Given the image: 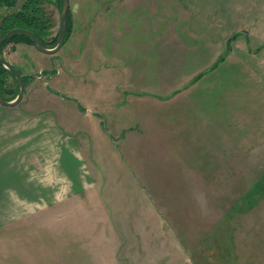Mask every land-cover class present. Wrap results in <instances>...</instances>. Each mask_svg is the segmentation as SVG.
<instances>
[{
	"label": "rangeland",
	"instance_id": "1",
	"mask_svg": "<svg viewBox=\"0 0 264 264\" xmlns=\"http://www.w3.org/2000/svg\"><path fill=\"white\" fill-rule=\"evenodd\" d=\"M61 7H27L48 43ZM67 25L61 65L31 67L22 100L79 104L94 141L99 123L104 181L63 207L78 232L48 229L44 250L37 225L21 246L4 234L0 264H124L144 229L186 264H264V0H70Z\"/></svg>",
	"mask_w": 264,
	"mask_h": 264
},
{
	"label": "crops",
	"instance_id": "2",
	"mask_svg": "<svg viewBox=\"0 0 264 264\" xmlns=\"http://www.w3.org/2000/svg\"><path fill=\"white\" fill-rule=\"evenodd\" d=\"M10 5L11 0H0V24ZM69 39L67 36L62 47L51 54L38 51L32 43L8 42L0 49V56L23 75L33 76L29 72L31 67L37 72L48 73L61 65L63 54L60 51H64ZM57 105L25 99L16 105L0 104V237L7 234L8 239L12 238V244L21 246L28 233L25 230L32 224L38 227L39 247L43 250L48 229L51 238L55 234L57 242L64 238L65 231L71 236L72 232H78L76 227L63 224V207L78 205L80 197L100 188L104 181L103 169L100 170L103 164H97L94 153L100 152L101 144L103 149H110L105 130L98 123L96 128H91L96 132V140H91L92 133L86 127L79 104ZM89 120L95 122L93 118ZM82 199L89 201L86 197ZM68 216L69 221L71 217ZM138 217L139 221H158V213ZM125 233L121 236L124 240ZM87 236L91 239L88 238L90 244L97 243L94 235ZM136 236L137 245L126 247L122 252L128 257L124 264L188 263L179 261L183 257V248L173 245V241L172 246L159 248L158 230H140ZM124 245L125 241L122 247ZM61 261L63 264V257ZM74 261L71 260V264Z\"/></svg>",
	"mask_w": 264,
	"mask_h": 264
},
{
	"label": "trees",
	"instance_id": "3",
	"mask_svg": "<svg viewBox=\"0 0 264 264\" xmlns=\"http://www.w3.org/2000/svg\"><path fill=\"white\" fill-rule=\"evenodd\" d=\"M33 1L34 0H27L25 2L26 7H24L22 10H16V11L10 12L2 18V22L0 24V36L3 35L4 33H6L9 29H11L13 27H24V28H27V29H30L31 31H33L43 46L53 47L57 43L58 33H57L56 38H53L52 42L48 43V41H46V39H45V35L47 34L48 25H44V23H42V22H37L33 18V16L28 15L26 13L27 7H31ZM11 2H12V0H11ZM61 2H62V0H61ZM67 23H68V14H67V18H66L65 40H66L68 33H69V25H67ZM65 40H64V42H65ZM11 41L12 42L24 41V42L32 43V40L26 34L15 33L8 40H6L5 42H3L0 45V49L5 44H7L8 42H11ZM8 76H11L13 79H15V77L11 73V71L0 64V89H1V93H2L3 97L6 100L13 99L17 94V82H16L15 90L13 91L12 84L10 83L9 80H7ZM29 76L30 75H24L23 76L24 84L26 83V80L29 78ZM8 93L9 94L13 93V94H12V96L7 97L6 95Z\"/></svg>",
	"mask_w": 264,
	"mask_h": 264
},
{
	"label": "water",
	"instance_id": "4",
	"mask_svg": "<svg viewBox=\"0 0 264 264\" xmlns=\"http://www.w3.org/2000/svg\"><path fill=\"white\" fill-rule=\"evenodd\" d=\"M70 7V0H62V7L60 12V19H59V31H58V39L57 43L53 47H45L43 46L40 41L38 40L36 34L31 31L30 29L24 27H13L9 29L6 33L0 36V45L8 40L13 34L15 33H23L30 37L32 40L33 46L40 52L51 54L57 52L62 45L64 44L65 40V32H66V18ZM0 64L6 67L11 71L14 75L16 82H17V94L11 100H6L0 89V104L2 105H16L18 104L24 95L25 85L23 79V73L20 72L18 68L12 65L7 59L0 56Z\"/></svg>",
	"mask_w": 264,
	"mask_h": 264
}]
</instances>
